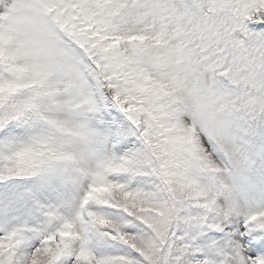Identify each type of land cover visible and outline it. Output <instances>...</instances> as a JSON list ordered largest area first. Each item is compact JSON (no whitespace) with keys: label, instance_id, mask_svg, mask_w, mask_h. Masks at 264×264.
Listing matches in <instances>:
<instances>
[{"label":"snow or ice","instance_id":"1","mask_svg":"<svg viewBox=\"0 0 264 264\" xmlns=\"http://www.w3.org/2000/svg\"><path fill=\"white\" fill-rule=\"evenodd\" d=\"M0 264H264V0H0Z\"/></svg>","mask_w":264,"mask_h":264}]
</instances>
